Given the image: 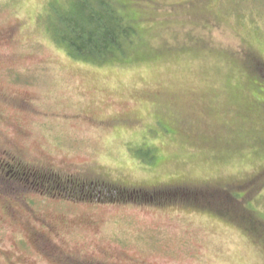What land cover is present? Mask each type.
I'll use <instances>...</instances> for the list:
<instances>
[{
	"label": "rangeland",
	"instance_id": "1",
	"mask_svg": "<svg viewBox=\"0 0 264 264\" xmlns=\"http://www.w3.org/2000/svg\"><path fill=\"white\" fill-rule=\"evenodd\" d=\"M48 1L0 0V264H264V0H116L104 64Z\"/></svg>",
	"mask_w": 264,
	"mask_h": 264
},
{
	"label": "trees",
	"instance_id": "2",
	"mask_svg": "<svg viewBox=\"0 0 264 264\" xmlns=\"http://www.w3.org/2000/svg\"><path fill=\"white\" fill-rule=\"evenodd\" d=\"M53 0L48 1L51 3ZM66 4V2H65ZM120 4L116 0H68L66 5L51 3L49 16L46 19L48 33L51 39L62 48L70 57L91 62L104 64L109 61L123 59L128 54V49L134 44L138 37V32L131 20L121 12ZM146 150L140 159L150 162V149ZM28 176V175H27ZM26 175L22 177L26 182L32 181L31 185L38 186V181L29 180ZM58 183V182H57ZM57 183H55L57 185ZM57 187V186H56ZM107 192L108 187H105ZM170 189V190H169ZM181 191L180 197H192L193 201L203 193L199 188L168 187L164 190V195H172L173 192ZM119 192V193H118ZM117 198L129 196L128 199L134 201L144 200L147 193L134 189L130 193L119 190ZM89 197H98L99 193L92 194L87 192ZM106 195V194H105ZM158 197V194L151 191L146 197L150 201ZM160 196V197H162ZM106 200L109 197H102ZM120 199V198H119ZM167 198L164 202H166ZM174 199V198H173ZM182 202H185L182 199ZM241 213H243L241 211ZM244 214V213H243Z\"/></svg>",
	"mask_w": 264,
	"mask_h": 264
},
{
	"label": "flooded vegetation",
	"instance_id": "3",
	"mask_svg": "<svg viewBox=\"0 0 264 264\" xmlns=\"http://www.w3.org/2000/svg\"><path fill=\"white\" fill-rule=\"evenodd\" d=\"M39 237V236H38ZM72 260L71 259H68V262H71ZM67 262V260L65 261ZM77 263L79 264H93V263H89V262H81V261H77Z\"/></svg>",
	"mask_w": 264,
	"mask_h": 264
}]
</instances>
